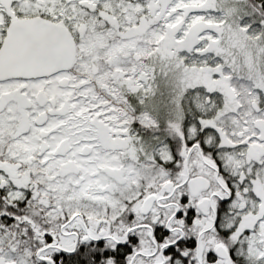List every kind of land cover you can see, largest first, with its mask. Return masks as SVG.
<instances>
[{"label":"snow or ice","instance_id":"obj_1","mask_svg":"<svg viewBox=\"0 0 264 264\" xmlns=\"http://www.w3.org/2000/svg\"><path fill=\"white\" fill-rule=\"evenodd\" d=\"M0 264H264V0H0Z\"/></svg>","mask_w":264,"mask_h":264}]
</instances>
